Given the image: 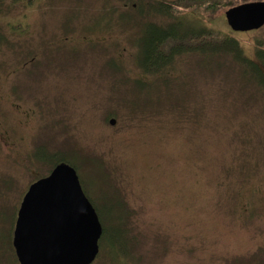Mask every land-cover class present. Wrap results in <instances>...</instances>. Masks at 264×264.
Wrapping results in <instances>:
<instances>
[{
    "label": "rangeland",
    "instance_id": "1",
    "mask_svg": "<svg viewBox=\"0 0 264 264\" xmlns=\"http://www.w3.org/2000/svg\"><path fill=\"white\" fill-rule=\"evenodd\" d=\"M225 1L36 0L0 15V264H19L17 211L57 155L106 208L107 246L91 264H264V171L237 158L264 139V92L231 54L213 69L188 53L157 75L140 65L144 24L175 15L254 56L264 27L233 31Z\"/></svg>",
    "mask_w": 264,
    "mask_h": 264
},
{
    "label": "water",
    "instance_id": "2",
    "mask_svg": "<svg viewBox=\"0 0 264 264\" xmlns=\"http://www.w3.org/2000/svg\"><path fill=\"white\" fill-rule=\"evenodd\" d=\"M225 16L235 32L260 29L264 0L233 6ZM102 234L98 212L75 167L61 161L29 185L17 211L12 244L19 264H91Z\"/></svg>",
    "mask_w": 264,
    "mask_h": 264
},
{
    "label": "trees",
    "instance_id": "3",
    "mask_svg": "<svg viewBox=\"0 0 264 264\" xmlns=\"http://www.w3.org/2000/svg\"><path fill=\"white\" fill-rule=\"evenodd\" d=\"M34 1L36 0H0V15L4 13L5 10L9 9L11 6H16L18 4H25L28 6L32 5ZM192 1L203 3L206 2V4L210 5L209 7H215L218 5L219 2L225 0ZM158 2L162 3L161 1ZM226 4L230 6L229 8L236 6L235 3L233 4L231 0H228ZM176 5L180 6L181 4L176 3ZM159 8L162 9L161 4H159ZM128 16L134 17L132 14L129 13ZM182 16L178 17L175 15L173 23H170L166 28L153 22H148L147 24H144L145 31L142 35L143 38L138 41V43L140 44L141 48L140 65L143 68L145 74L157 75L164 69L165 66L170 65L174 60L182 57L186 53L190 55L196 54V56L200 58L199 66L207 65V67H211L212 69L214 68L212 64L215 61V57H219L220 54H231L234 61L239 64V73L242 81H244L246 84L255 85L258 90L264 92V41L263 43H259V45L256 46L254 56H248L242 48L240 42L234 36L227 35L220 39H210L211 33L203 32V30L198 31V33L193 31L190 27L182 24L184 21V18H181ZM12 27L16 28L15 25ZM18 31H22V29ZM205 34H208V36H206ZM6 39V35L4 34L2 26L0 25V44ZM221 66H223L222 63ZM173 79L178 78L176 76H173ZM173 79H171L170 75L168 78L165 79L164 82H161L159 80L158 81L161 82L165 87H167ZM158 81L157 79L151 81H138L137 84L141 87H146L153 86L155 85V83H158ZM179 86H183V83H179ZM180 101L181 100H179V103ZM176 106L183 108L184 105L180 104ZM244 145L245 157L242 159V156L239 155L237 156V158H240L241 162L245 160L243 161L244 164H247L248 159H254L255 162L258 163V165H261V168L264 171V139H260L257 143H255L252 149L248 152L247 142H245ZM58 156L59 155H57L56 157H52L51 160L55 159L57 160V163L65 161L63 158L64 155H61V157ZM262 169H256L255 172L259 174ZM246 176H248V171ZM100 177L104 180L105 193L107 194L108 191L106 192V188L109 187L107 186V184H109V178L106 174L100 175ZM261 178H263V176H261ZM115 199V201L117 202L116 205L118 207L129 210L127 203L122 197L116 195ZM92 203H94L93 200ZM95 208L103 225V234L100 240V246L103 245L105 247L107 246V236H109L110 233V227L106 221V208L104 206L102 208L96 206ZM247 210L248 208H246L244 211ZM127 229L128 228L124 229L125 233H127ZM6 242L7 239H0V246L5 248L4 246L6 245Z\"/></svg>",
    "mask_w": 264,
    "mask_h": 264
}]
</instances>
